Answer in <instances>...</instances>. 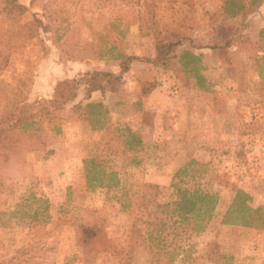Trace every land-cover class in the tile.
I'll list each match as a JSON object with an SVG mask.
<instances>
[{
  "label": "rangeland",
  "instance_id": "1",
  "mask_svg": "<svg viewBox=\"0 0 264 264\" xmlns=\"http://www.w3.org/2000/svg\"><path fill=\"white\" fill-rule=\"evenodd\" d=\"M223 1L19 0V16L0 0V112L11 89L27 94L17 115H31L59 82H78L73 102L0 143V264H264V229L223 225L220 214L198 233L162 223L156 208L181 180L218 193L221 211L238 189L264 207V3L233 19ZM148 13L199 56L201 84L148 62ZM124 55L137 60L117 90L89 94L91 75L119 76ZM78 102L105 114L94 123L72 111ZM126 129L142 141L133 150ZM91 159L116 182L88 190ZM80 225L109 244H82Z\"/></svg>",
  "mask_w": 264,
  "mask_h": 264
},
{
  "label": "trees",
  "instance_id": "2",
  "mask_svg": "<svg viewBox=\"0 0 264 264\" xmlns=\"http://www.w3.org/2000/svg\"><path fill=\"white\" fill-rule=\"evenodd\" d=\"M1 1L11 13L23 16L28 12V8L21 4L19 0ZM33 1L31 0V2ZM263 3L264 0H224L222 12L224 16L229 18L245 19L259 9ZM144 25L146 26V32L143 34L146 36L151 35L155 38V53L148 61L152 66L172 72L179 78L181 75H184L187 79L185 82L186 86L190 85L186 69H189L191 73H195L198 84L204 81L199 76L196 67L199 56L195 55L192 51L183 49L182 38H176L173 34L160 30L153 14L148 13L147 17L141 19V30H143ZM260 37L264 40V31L261 32ZM136 60L137 57L134 56H121V73L119 76H115L110 72L93 73L91 75L89 94L95 91H99L102 94L116 91L117 86L121 82L122 74L126 73L129 70L130 64ZM77 88L78 82L76 80L59 82L51 105L31 115H17L15 108L26 102L27 94L11 89V94L3 97L6 103L4 109L0 112V143L5 139L9 131L21 130L25 132L32 129L37 116H50L62 110L66 104L76 99ZM71 109L75 114H79L82 110H85L86 117L95 119L94 123L98 122L105 114L101 103H87L83 105V102H78ZM152 117V113L144 112L142 123L146 124ZM125 133L128 150H133L142 144L141 139L132 133L131 130L126 129ZM99 167L100 164H98L96 159L84 162L87 189L90 191H93L97 187H110L113 182H116L115 175L108 174L104 170L99 169ZM180 182L175 187L174 198L170 203H156L162 223L168 221L174 225L190 226L194 232L202 233L221 214V224L223 225L264 229V207H253L251 205L252 197L246 191L241 189L234 191L231 202L224 211H221V201L218 193H212L202 187L200 183L186 186L182 180ZM155 198L156 196L152 199L154 202L156 201ZM78 232L79 241L84 245L99 243L105 246L109 244L106 234L96 225H80Z\"/></svg>",
  "mask_w": 264,
  "mask_h": 264
}]
</instances>
